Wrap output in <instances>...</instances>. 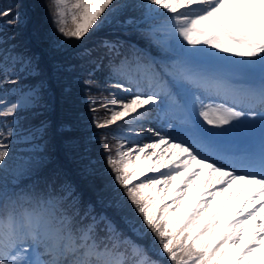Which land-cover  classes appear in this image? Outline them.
Segmentation results:
<instances>
[{
	"label": "snow or ice",
	"instance_id": "snow-or-ice-1",
	"mask_svg": "<svg viewBox=\"0 0 264 264\" xmlns=\"http://www.w3.org/2000/svg\"><path fill=\"white\" fill-rule=\"evenodd\" d=\"M46 6L56 72L86 71L89 90L106 72L119 92L89 96L108 131L71 142L102 180L85 199L51 167L50 122L19 115L48 107V82L5 35L24 4L0 8V264H264V0Z\"/></svg>",
	"mask_w": 264,
	"mask_h": 264
},
{
	"label": "trees",
	"instance_id": "trees-1",
	"mask_svg": "<svg viewBox=\"0 0 264 264\" xmlns=\"http://www.w3.org/2000/svg\"><path fill=\"white\" fill-rule=\"evenodd\" d=\"M25 1H26V4H24L23 8L15 9L22 13L21 23L19 24L21 25V27L16 26L12 30V32L5 33V35L11 36L13 33H15V40L11 42L19 44V48L17 49V51H28L30 53H35L36 55L41 56L37 52L36 47H33L26 43L24 24L26 22V14H33V16L37 20L34 32H38V34L42 37H45L47 35L49 39L51 30H48V29L52 25H51L50 17L48 15V9L46 6L48 0H25ZM20 3H21L20 0H0V8H6V7L13 6V5L20 4ZM16 29L21 30L22 33L15 32ZM105 34H107L106 31L98 33V35H105ZM130 39L132 42H134L137 40V37L133 35L130 37ZM86 43L91 44V41H86ZM47 52H48V55H50V53H54L52 50H49V49L47 50ZM41 58L43 59V56H41ZM56 58L62 59V57L59 55H57ZM79 70L80 69L78 68L76 69V71L72 73H58L56 72L54 68L52 72L49 71V74L51 73L53 74V78H54L53 82L60 79V88H57V89L61 97L63 98V101H62L63 105L61 109L59 108V112H60L59 117L64 119L67 123H70V122L73 123L74 120L72 119V117L68 118V116L72 115L76 111L77 107H78V110H80V115L76 118L77 120L75 123V128H76V131L78 130L77 133L81 138V137L90 136L92 133H101L103 131H108L106 129H96L94 126L91 125L92 113L89 111V104L91 103L89 96L91 95L95 97L97 100V103H100L102 102V97L106 96L108 91H115V89H109L107 87V83H105L106 72L98 71L94 74L92 78L98 80L100 86L93 87L89 90L85 85L79 82L82 79L89 78L88 73L86 71L82 72L80 70V74H79ZM32 82H33L32 78H29L25 81L24 79H22L20 84L26 85ZM111 82L112 81H109L108 83H111ZM6 87L11 88V87H16V86L7 85ZM66 88L71 89L72 94L70 98H66L64 95L63 90ZM76 102H78L79 104L77 105ZM44 114H45L44 109H41L39 113L36 115L19 113V115L27 116L28 122L32 124H38L40 120H43L41 117H43ZM99 115L100 116L105 115L104 111L101 110ZM25 126H27V123H25ZM112 127L113 129L115 128V126H112ZM109 142L112 143L114 141H112L110 138ZM100 148H101L100 144L95 143L93 145V155L98 157L100 154ZM83 180L84 179H82L80 182H83ZM23 182L27 183V180ZM72 182H74L78 186V190L81 191L80 185H79L80 182L75 181V180H72ZM84 196H85V199L89 198V196L86 194H84Z\"/></svg>",
	"mask_w": 264,
	"mask_h": 264
},
{
	"label": "rangeland",
	"instance_id": "rangeland-1",
	"mask_svg": "<svg viewBox=\"0 0 264 264\" xmlns=\"http://www.w3.org/2000/svg\"><path fill=\"white\" fill-rule=\"evenodd\" d=\"M21 3L26 4L25 0H20ZM32 6V5H31ZM33 7V6H32ZM43 21V20H42ZM36 18L33 14H26V22L24 24L25 27V41L27 44L36 47L37 52L43 56L42 66L44 68L43 78L48 82L49 91L45 95V99L48 107L44 109V116L41 117L43 120L46 119L51 124L50 129V143L48 146V151L53 159V164L51 167H55L59 169V171L64 174L65 178L72 181L80 182L82 179L83 182H80L81 191L88 195L89 198H94L93 189L99 186L102 183V180L98 176H91L82 174L81 166L78 161L76 150L71 146V142L73 140H78L80 136L78 135V130L74 127L72 131H61V124H74L76 123V118L80 115V110L78 107L76 111L68 116L74 120L73 123H67L64 119L60 118L59 108L61 109L63 105V98L61 97L57 88H60V79L53 82V74H49V71H53L54 65L60 61L61 59L56 58L57 54L50 53L48 55L47 50H51L49 48V40L53 35L52 26L48 29L51 30L50 37L48 36L42 37L38 34V32H34L36 26ZM21 27V25H17ZM47 30V32H48ZM15 32L22 33L21 30L16 29ZM225 60H231V56H225ZM80 74V70H79ZM25 81V80H24ZM117 92H119L117 90ZM78 105L79 103L76 102ZM78 110V111H77ZM24 114H30L25 112ZM31 115V114H30ZM69 136V137H67ZM137 137H132V139H136ZM141 140L147 139L146 137H139ZM110 179L109 177H104L103 180L106 181Z\"/></svg>",
	"mask_w": 264,
	"mask_h": 264
},
{
	"label": "bare ground",
	"instance_id": "bare-ground-1",
	"mask_svg": "<svg viewBox=\"0 0 264 264\" xmlns=\"http://www.w3.org/2000/svg\"><path fill=\"white\" fill-rule=\"evenodd\" d=\"M247 194V193H246Z\"/></svg>",
	"mask_w": 264,
	"mask_h": 264
}]
</instances>
